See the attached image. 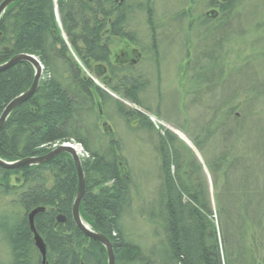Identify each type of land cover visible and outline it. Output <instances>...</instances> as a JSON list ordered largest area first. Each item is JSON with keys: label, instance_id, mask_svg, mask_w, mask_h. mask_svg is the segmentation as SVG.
<instances>
[{"label": "trees", "instance_id": "obj_1", "mask_svg": "<svg viewBox=\"0 0 264 264\" xmlns=\"http://www.w3.org/2000/svg\"><path fill=\"white\" fill-rule=\"evenodd\" d=\"M239 4L225 0L223 12H233ZM128 11L126 2L114 0H18L8 7L0 21V64L16 55H32L44 73L33 97L17 107L0 130V159L41 157L54 144H79L86 154L81 158L85 195L80 215L110 240L116 264H262L258 258L264 250V188L259 185L264 180L259 163L264 144L249 146L225 118L218 130L202 128L190 134L208 174L179 137L168 130L158 132L160 185L147 205L155 209L141 214L154 227V237L159 230L162 239L145 250L129 242L122 219L136 185L120 142L99 129L102 109L112 103L127 127L133 123L155 130L146 115L101 89L141 107L143 83L132 70L111 69L116 81L100 76L111 61L109 37L126 34L123 14ZM33 78L27 62L0 73V115ZM216 135L221 146L212 151L206 143ZM232 139L242 144L241 151L230 147ZM255 170L260 174L253 178ZM77 188L76 168L67 154L43 165L0 168V203L10 205L0 217V242L6 251L0 264H42L28 220L39 208L43 211L35 215L33 225L45 244V264H107L105 249L81 233L72 219ZM58 216L65 218L63 224L57 223Z\"/></svg>", "mask_w": 264, "mask_h": 264}, {"label": "rangeland", "instance_id": "obj_2", "mask_svg": "<svg viewBox=\"0 0 264 264\" xmlns=\"http://www.w3.org/2000/svg\"><path fill=\"white\" fill-rule=\"evenodd\" d=\"M128 2L134 13L127 18L126 26L138 33L137 42L145 53L143 61L132 69L139 71L145 79L139 95L141 107L138 108L147 115L158 116L168 127L153 125L155 130L152 131L142 130L133 123L127 127L112 103H108L102 109L104 115L99 120V129L120 142L121 154L129 164L136 191L132 205L122 219V227L127 237L145 250L162 239L159 230L158 238L154 237V227L141 214L155 209L147 205L152 203L160 185L158 132L164 135L163 130L176 131L185 137L186 140H181L188 147L189 144L192 146L189 148L203 164L206 174L205 161L190 140L198 130H218L225 118L229 129L236 130L249 146L264 144V0H240L237 8L225 16L224 25L215 31L210 25L204 27L194 21L200 13L210 11L208 0ZM137 7L149 8L150 12L156 13V54L151 51L148 26ZM182 12H191V26L178 16ZM160 14L175 19L163 20ZM187 49L190 52H186ZM92 76L101 84L98 77ZM219 142L216 135L211 144H206L213 151L221 146ZM230 147L241 151L242 144L238 145L232 139ZM261 161L262 174L256 170L252 174L254 178L258 172L264 180V160ZM259 186L264 188V182ZM2 204L1 218L10 210V205L2 207ZM261 213L264 227V210ZM263 251H259L258 258L262 264ZM5 252V246L0 242V259H5Z\"/></svg>", "mask_w": 264, "mask_h": 264}, {"label": "water", "instance_id": "obj_3", "mask_svg": "<svg viewBox=\"0 0 264 264\" xmlns=\"http://www.w3.org/2000/svg\"><path fill=\"white\" fill-rule=\"evenodd\" d=\"M16 1L18 0H3L0 3V21L3 15L5 14L6 10L8 9V7ZM119 1L123 2L124 0H119ZM20 62H27L33 67L34 78H33L32 84L29 87V89L19 94L18 96H16L14 99H12L7 104L5 109L3 110L0 116V130L5 125L11 113L21 104L29 101L33 97V95L35 94L38 88L40 78L43 75V67L41 63L39 62V60L37 59V57L32 56V55H27V54L16 55L12 57L11 59H9L8 61L0 64V73L14 67ZM96 84H98V82H96ZM189 147L192 148L190 144H189ZM83 152L84 151L81 148V146L77 145L74 142H68V143H64V144H61L55 147L50 153L44 156H41V157L24 158V159H20V160L13 161V162H8V161L0 159V168L4 170H16V169L24 168V167L38 166V165H43V164L48 163L49 161L53 160L54 158H56L57 156L61 154L69 155L75 165L77 177H78L77 193L74 198L72 209H71V215H72L74 224L85 236L94 240L95 242L100 244L105 249L106 255H107V264H116L113 247L109 239L106 236L102 235L101 233L92 230L83 221L80 215L79 206L85 194V176H84V173L81 167V156L83 155ZM42 211H43V208L33 210L28 216V220H29L31 233L33 235L34 246L39 252V254L41 255L42 264H45V260H46L45 259V253H46L45 244L42 238L36 233L34 229V225H33V219L35 215ZM57 222L59 224H63L65 222V218L63 216H58Z\"/></svg>", "mask_w": 264, "mask_h": 264}, {"label": "flooded vegetation", "instance_id": "obj_4", "mask_svg": "<svg viewBox=\"0 0 264 264\" xmlns=\"http://www.w3.org/2000/svg\"><path fill=\"white\" fill-rule=\"evenodd\" d=\"M116 1V0H114ZM128 0H124L123 3L127 2ZM225 0H208V6L210 8V11H205L199 14V17L194 18V21L197 20L199 25L207 27L212 26V31L218 30L221 26L224 25V22H222L225 19V16L231 14L230 12L225 13L223 12V6H224ZM152 4V1H151ZM133 13H124L123 16L128 18L129 16H132ZM170 14V13H169ZM160 14V18L163 20H173L175 18L167 17V15ZM179 17H183L187 23V26H191L192 14L191 12H182L179 13ZM141 18L146 21V26L148 28L146 31L148 32V38H149V46L151 48V51L156 54L157 53V38L155 34V25H156V13L146 11L142 12ZM150 21H154L152 24ZM155 23V24H154ZM154 24V26H153ZM109 32V31H108ZM123 33H126L124 37L114 36L109 37L110 48H111V61L109 63V66H104L103 73L100 74L101 78L103 77L106 81H116L117 79H113L111 69L113 70H120L125 71L126 69L132 70L135 69L137 65H139L140 62L143 61L144 58V51L140 48L139 43L137 42V36L139 38L138 33L136 34L133 30H128L125 28L123 30ZM140 40V39H139ZM187 47V46H186ZM186 52H190L188 49ZM158 58V57H157ZM157 59H155L156 61ZM187 65V62L185 63ZM185 65V67H186ZM133 71V70H132ZM135 74H137L138 79L144 83L145 79L140 74L139 71H133ZM161 76V74H160ZM99 79V78H98Z\"/></svg>", "mask_w": 264, "mask_h": 264}, {"label": "bare ground", "instance_id": "obj_5", "mask_svg": "<svg viewBox=\"0 0 264 264\" xmlns=\"http://www.w3.org/2000/svg\"><path fill=\"white\" fill-rule=\"evenodd\" d=\"M116 2H118L119 4H122L123 2H120L119 0H116ZM127 4H128V9H129V11L127 12V13H134V11L133 10H131L130 9V7H133L132 5H130L129 4V2L127 1L126 2ZM130 6V7H129ZM139 7H137V11H139ZM56 17H57V19H58V15H57V12H56ZM146 22V21H145ZM151 22V24L154 22V21H150ZM147 24V23H146ZM145 24V25H146ZM154 25V24H153ZM43 67V66H42ZM84 72L87 74V76L92 80V81H94L95 83L97 82V81H95V79H94V77L89 73V72H87L86 70H84ZM43 73H44V68H43ZM43 76V75H42ZM42 76H41V78H40V80L42 79ZM40 82V81H39ZM39 85V84H38ZM98 85V84H97ZM29 89V88H28ZM27 89V90H28ZM101 89L104 91V92H106L108 95H110L111 97H114L115 99H117V100H119V101H121V102H123L124 104H126L127 106H129L130 107V105L129 104H131V103H129V102H127V101H124L123 99H121L120 97H118L117 95H115L114 93H112L109 89H107L106 87H104V86H101ZM26 90V91H27ZM98 100V102H99V97H97V98H95V102ZM130 108H132V109H135L136 111H138L139 113H141V114H144V115H146L149 119H150V121L152 122V124L153 125H161V126H163V127H168L162 120H160L159 118H157L156 116H153V115H147L146 113H144L142 110H140L136 105H133V104H131V107ZM5 109V108H4ZM3 112V111H2ZM2 114V113H1ZM1 116V115H0ZM170 132H172L173 134H175L177 137H180L179 139L181 140V138H184V140H186V138L185 137H182V135H180V133H178V132H176V131H170ZM179 135V136H178ZM183 140V139H182ZM62 144H64V143H62ZM54 145H56V144H54ZM53 150V148L51 149V151ZM50 151V152H51ZM84 151V150H83ZM49 152V153H50ZM48 154V153H47ZM76 193H77V191H76ZM85 195V194H84ZM76 196V195H75ZM84 197V196H83ZM83 200V199H82ZM82 202V201H81ZM80 205H81V203H80ZM79 209H80V206H79ZM80 211V210H79ZM57 220V219H56ZM58 223V222H57ZM81 232V231H80ZM82 233V232H81ZM103 235V234H102ZM105 236V235H104ZM87 237V236H86ZM87 238H89V237H87ZM128 238V237H127ZM90 239V238H89ZM92 240V239H91ZM128 240H129V242L131 243V244H133V245H138L137 243H135V242H133L131 239H129L128 238ZM94 241V240H93ZM110 241V240H109ZM41 256V255H40ZM42 259V258H41ZM45 259H46V257H45ZM42 261V260H41ZM42 263V262H41Z\"/></svg>", "mask_w": 264, "mask_h": 264}]
</instances>
